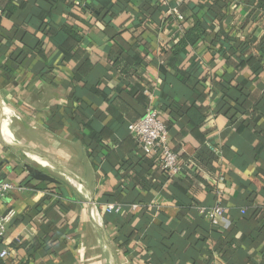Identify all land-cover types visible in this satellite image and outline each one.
<instances>
[{
  "label": "crops",
  "instance_id": "crops-1",
  "mask_svg": "<svg viewBox=\"0 0 264 264\" xmlns=\"http://www.w3.org/2000/svg\"><path fill=\"white\" fill-rule=\"evenodd\" d=\"M0 179V264H264V0H0Z\"/></svg>",
  "mask_w": 264,
  "mask_h": 264
},
{
  "label": "built area",
  "instance_id": "built-area-1",
  "mask_svg": "<svg viewBox=\"0 0 264 264\" xmlns=\"http://www.w3.org/2000/svg\"><path fill=\"white\" fill-rule=\"evenodd\" d=\"M128 134L137 142L144 156H156L159 159L161 169L169 177L178 176L182 170L178 155L171 149L168 143L167 127L160 119L158 113L153 108H148L144 116L137 122L128 125ZM217 157L220 152L211 149ZM15 189H18L12 182L0 179V200L7 198ZM134 208V207H133ZM123 206L119 204H109L105 206V212L109 214H121ZM245 211V210H244ZM214 214H221L215 210ZM9 217L0 214V239L6 233ZM9 256L7 249L0 251V259Z\"/></svg>",
  "mask_w": 264,
  "mask_h": 264
},
{
  "label": "trees",
  "instance_id": "trees-1",
  "mask_svg": "<svg viewBox=\"0 0 264 264\" xmlns=\"http://www.w3.org/2000/svg\"><path fill=\"white\" fill-rule=\"evenodd\" d=\"M202 34H203V28L197 26L193 29V31H190L187 35H185L184 36L185 39L182 40L181 44H179L178 47L177 46L176 47L177 48L183 47L185 43L193 45L200 39ZM206 148L208 149L209 153H212L213 155H215L214 152L211 150L213 147L210 144H206ZM247 211H248L247 208L243 209V213H247Z\"/></svg>",
  "mask_w": 264,
  "mask_h": 264
}]
</instances>
